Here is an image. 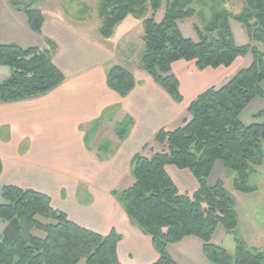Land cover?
<instances>
[{
    "label": "trees",
    "instance_id": "16d2710c",
    "mask_svg": "<svg viewBox=\"0 0 264 264\" xmlns=\"http://www.w3.org/2000/svg\"><path fill=\"white\" fill-rule=\"evenodd\" d=\"M9 0V6L27 18L29 29L40 35L45 14L33 6ZM76 0H69L73 3ZM163 19L154 16L162 0H97L98 33L102 39L113 36L115 28L128 17L143 20V52L139 68L162 88L177 104L183 102L179 82L172 74L178 61L193 62L197 71L229 68L238 58L252 56L249 67L241 69L220 88H209L188 106L189 120L173 131L161 129L153 139L159 147L147 145L149 156L136 154L131 161L133 184L112 192L131 225L151 238L159 259L154 264H177L168 246L194 237L202 243V253L211 264H262L264 253L248 247L238 235V213L234 197L218 180L209 186L208 179L215 163L232 172V189L244 195L254 194L257 186L250 178L264 165V121L243 125L240 117L257 98L264 100V0H235L242 9L233 15L223 7L232 0H165ZM215 4L208 14L206 2ZM87 11L86 7H81ZM151 13V18H147ZM197 18L193 25L198 41L182 36L178 22ZM85 19V18H84ZM82 19L81 21H83ZM245 30L249 44L238 46L230 21ZM56 45L46 40L42 48L22 49L15 44L0 43V68L9 75L0 83V105L41 97L65 79L54 65ZM110 90L126 97L134 88L133 75L121 66L111 67L106 74ZM262 112L256 118H263ZM102 120V119H101ZM133 122L126 117L113 128L119 141L126 139ZM100 121L94 122L86 135L89 146ZM115 148L101 140L98 153L108 157ZM99 159H101L99 157ZM173 166L191 173L198 188L191 195L179 193L168 176L166 167ZM0 159V175L2 172ZM0 204V264H120L116 246L121 237L112 230L101 236L71 222L67 215L51 206L48 196L33 190L5 186ZM218 226L234 237V256L211 244ZM39 232L42 236L34 234Z\"/></svg>",
    "mask_w": 264,
    "mask_h": 264
},
{
    "label": "crops",
    "instance_id": "0c3cea01",
    "mask_svg": "<svg viewBox=\"0 0 264 264\" xmlns=\"http://www.w3.org/2000/svg\"><path fill=\"white\" fill-rule=\"evenodd\" d=\"M55 10L51 15L44 13L40 35L29 29L23 13L8 10L12 20L8 27L13 35L4 36L3 41L0 37L1 44H15L22 49L42 48L44 40H50L57 47L53 63L65 77L58 87L41 97L0 105V204L5 186L44 194L53 209L66 214L76 225L101 236L114 230L121 237L116 246L120 264H154L159 256L151 238L131 225L111 194L118 190L120 180L131 175L133 157L143 154V147H150L161 129L173 131L189 120V104L205 90L227 83L230 79L225 69L232 65L199 72L193 62L174 63L172 74L183 97V102L177 104L139 68L143 37L135 51H129L127 37L124 44L115 46L118 28L132 17L119 24L111 38L102 39L98 20L73 22L60 5ZM89 22L96 25L89 28ZM113 66L125 68L134 77L135 88L124 98L107 86L106 74ZM126 117L133 125L126 139L119 141L113 128ZM97 121L101 132L109 128L115 138H101L115 148L101 159L97 151L101 140L95 139L89 146L85 140ZM216 166L223 171L220 162L213 170ZM212 172L209 186L214 185ZM192 239L196 238L187 237L169 245V255L170 247L176 245L183 246L189 254Z\"/></svg>",
    "mask_w": 264,
    "mask_h": 264
},
{
    "label": "rangeland",
    "instance_id": "374dc122",
    "mask_svg": "<svg viewBox=\"0 0 264 264\" xmlns=\"http://www.w3.org/2000/svg\"><path fill=\"white\" fill-rule=\"evenodd\" d=\"M20 4L27 5L30 4L33 0H16ZM61 6V9L64 11L67 18H69L73 22L81 21L82 19L90 18L91 20H98L96 9H97V0H76L73 3L69 2V0H44L38 1L34 4L33 8L42 11L43 13H48L51 15V12H55L58 7ZM208 6L205 11L210 14L212 12L211 8H215V4L209 1L205 4ZM242 3L232 0L228 3H223V7L232 13L233 15L237 14L242 9ZM81 7H86L88 10L83 11ZM166 1L162 0L161 8L154 16V21L159 23L165 13ZM8 10H12L9 6V0H0V37L1 40L4 36L8 37L12 34L10 31V22L12 21ZM55 10V11H54ZM147 18H151V13ZM84 19V20H85ZM87 24L89 28L94 27V23ZM200 25V22L197 18H191L184 21L178 22V28L182 34V36L186 39H190L193 42H197V36L193 30V25ZM230 27L234 36V40L236 45L245 46L249 44V40L247 34L243 27L236 23L235 21H230ZM130 28V29H129ZM18 30V27L16 28ZM128 29V30H127ZM20 31V30H18ZM144 35L143 29V20H133L127 19L125 23L121 25V27L117 30V44L116 47H120V43L125 42V40L130 38L129 51H135L137 49V44L140 42ZM127 37L126 39H124ZM140 38V39H139ZM124 39L123 41H121ZM3 41V40H2ZM44 44L46 46V39L44 40ZM114 46V47H115ZM139 47V46H138ZM257 48L260 52L264 53V45H257ZM135 57V56H134ZM136 63V61H135ZM252 63V56L248 55L244 58H239L236 62L229 68L225 69V73L229 75V79H231L238 71L241 69H245L249 67ZM6 74V76H5ZM9 69L0 68V83L5 81V77H8ZM221 87V86H220ZM264 92V84L262 87ZM262 112L264 114V100L257 98L255 99L243 112L240 117V121L243 125H250L252 123H261L264 121L263 118H256L255 116ZM100 127L96 128L95 137L92 141L94 144L95 139L102 140L101 138L113 137V133L111 129H105L101 132ZM100 133V135H99ZM99 135V136H98ZM114 138V137H113ZM115 139V138H114ZM100 141L98 142V144ZM151 148L155 150H159V147L152 143L150 145ZM149 150L143 152V155L149 156ZM100 158L105 156L99 155ZM166 172L168 176L171 178L179 193L182 195L191 196L198 188L197 182L191 175V173L187 170H179L176 167L168 166L166 167ZM222 180L225 185V189L234 197L235 200V209L238 213V235L241 237L248 247L259 250L264 253V165L260 169H256V175L250 178V184L258 187V191L254 194L244 195L238 192H235L232 189V181L234 179V174L232 172H226L219 170V167H215L212 172L211 181L215 184L217 181ZM134 180L131 175L124 180H120L117 183L118 190L122 191L127 189L133 184ZM212 184V185H213ZM112 195V194H111ZM113 196V195H112ZM4 224L0 225V232L4 228ZM34 234L42 236L41 233L35 232ZM194 241V245H191V248H188L189 254L184 252L183 246L180 245L170 247V254L174 257V261L177 264H211L209 263L201 252L202 243L198 241V239H192ZM211 244L215 246H219L227 251V253L233 257L234 256V237L231 235L225 234L223 228L218 226L212 239ZM78 264H84V261H80ZM264 264V261L262 262Z\"/></svg>",
    "mask_w": 264,
    "mask_h": 264
}]
</instances>
